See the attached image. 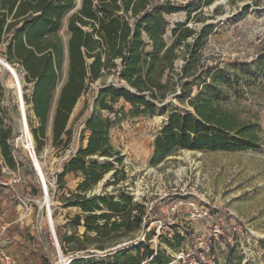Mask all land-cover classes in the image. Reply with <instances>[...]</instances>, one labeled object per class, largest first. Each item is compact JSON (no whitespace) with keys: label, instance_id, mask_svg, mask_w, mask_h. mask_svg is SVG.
Here are the masks:
<instances>
[{"label":"trees","instance_id":"trees-1","mask_svg":"<svg viewBox=\"0 0 264 264\" xmlns=\"http://www.w3.org/2000/svg\"><path fill=\"white\" fill-rule=\"evenodd\" d=\"M76 1L0 0V56L6 64L19 66L25 83L33 85L25 101L31 105L32 117L28 116L27 122L37 153L48 140L61 152L69 148L73 110L90 87L98 84L94 113L85 120L80 145L56 175L58 192L65 188L66 175L80 179L74 192L60 196L63 209H77L78 213L67 218L63 234L57 235L59 250L64 256L76 255L69 264H174L160 248L150 249L147 242L153 231L143 242L138 240L149 225L144 204L123 192H89L110 172L108 186H116L124 178L122 169L99 162L115 159L122 164L121 154L110 142L112 129L125 116L122 109L114 110L120 100L130 106L127 116L131 118L155 115L170 96L187 106L184 111L172 110L155 135L151 167L178 151L237 153L261 148L264 131L257 117L242 118L229 103L228 91L239 85V78L247 82L248 76L242 71L236 72L234 79L227 75L225 71L234 69L235 63L219 69L202 61L215 28L212 23L204 24L202 8L222 0L185 4L175 0H80V7L68 19V40L64 43L59 33ZM227 1L234 5L242 0ZM242 11L247 14L248 5ZM179 13H184L186 20L170 31L171 43L167 44L166 17ZM190 22L202 25L195 29L188 26ZM179 60L182 65L176 71ZM193 88L197 90L194 96ZM102 111L113 118L103 117ZM13 138L11 127L0 121V192L12 189L2 181V169L6 168L20 171L30 194L41 197V184L30 160L27 156L18 160L21 152ZM184 232L185 236L176 232L171 241L166 240L170 249L182 242L191 245L193 231L186 228ZM47 241L53 248L50 235ZM200 252L194 250L192 256L201 264ZM204 253L213 254L212 247Z\"/></svg>","mask_w":264,"mask_h":264},{"label":"rangeland","instance_id":"rangeland-1","mask_svg":"<svg viewBox=\"0 0 264 264\" xmlns=\"http://www.w3.org/2000/svg\"><path fill=\"white\" fill-rule=\"evenodd\" d=\"M175 1L185 4L191 0ZM245 5H248L249 11L244 15L242 7ZM217 6L221 8L215 12ZM79 7L80 0H77L75 9L63 20L59 35L64 43L68 40V19ZM202 14L204 24L212 23L215 26L202 53L203 63L217 65L219 69H223L225 64L235 63L236 67L225 71L226 74L232 79L238 71L248 76L247 82L239 78V85L228 91L229 103L241 112L242 118H252L255 115L264 131V0H242L234 5L222 0L202 8ZM166 20L168 29L164 39L170 44V31L177 23H184L186 18L184 13H179L167 16ZM201 25L188 23L189 27L195 29H199ZM3 62L0 56V121L12 129L13 144L21 152L18 160L22 161V156L29 158L41 184L40 174L35 166L37 162L47 188V200L44 194L41 197L33 196L20 171L4 168L5 180L2 181L12 189L9 188L5 193L8 203L5 211L0 213V226L6 227L5 234L8 237L11 238V234L21 237L22 245L19 247L26 251L27 259L19 262L11 254L8 255L15 264H27L30 260L34 262L33 256L41 252V246L45 248L41 259L43 264H68L72 255H62L52 240L53 248L50 249L47 235L51 236L52 226L58 243L57 235L63 234L67 218L78 213L77 209H63L60 196L62 193L66 195L74 192L80 179L72 174L66 175L65 188L58 192L56 175L61 173L63 165L80 145L85 120L94 113L92 103L94 89L98 84L90 87L73 110L69 148L61 152L53 148L48 140L45 147L37 153L27 122V117H32L31 105L25 101L31 96L33 85L25 83L19 66L7 64L17 75L21 88L18 89ZM181 65L182 61H177L176 71H179ZM64 79L65 76L60 80L57 91ZM196 92V88H193V96ZM21 102L25 105V117ZM119 109L124 111L125 116L112 129L110 142L121 154L122 164L118 165L115 159L99 162L122 169L124 178L121 180L122 176L118 175L121 181L116 186H108V182H112L113 172H110L89 195H116L123 192L131 195L135 202L144 204L148 208L149 225L139 234L138 240L143 242L144 236L153 231L154 235L147 242L150 249L160 248L173 259L174 264H200L192 256L194 250L201 251V264H264V142L257 151H178L160 165L151 167L149 160L155 135L172 110L184 111L187 106L170 96L159 105V110L153 116H127L130 106L122 100L114 105V110ZM100 115L109 116L106 111L100 112ZM109 117L113 118V115ZM33 125L35 126L34 122ZM28 133L32 138L31 146L28 144ZM84 136L83 146L88 133ZM23 185L25 193H22ZM18 198L27 203L26 208ZM18 220L22 225L17 223ZM186 228L193 231L191 245L182 242L176 249H170L166 240L171 241L176 232L185 236ZM78 232L81 234L83 229L80 228ZM32 235L37 236L36 241L32 240ZM1 239L2 237L0 249L5 251ZM211 247L213 254L207 256L204 252H208ZM29 256H32L30 260ZM32 264H37V261Z\"/></svg>","mask_w":264,"mask_h":264},{"label":"crops","instance_id":"crops-1","mask_svg":"<svg viewBox=\"0 0 264 264\" xmlns=\"http://www.w3.org/2000/svg\"><path fill=\"white\" fill-rule=\"evenodd\" d=\"M86 133H88V132H86ZM5 193H6V191L0 192V213H3L5 211V209H6L5 207L7 206V203H8V197L6 196ZM18 221H17V223H21L20 221L19 222ZM21 225H22V223H21ZM11 236H12L11 238L8 237L6 234L4 236H2V239H1V240H3L2 245L5 249V252L11 254L12 257L17 259L19 262L20 261L22 262L24 259H27V257H26V251H24L23 248L19 247V245H22V242H20L21 237L17 234H11ZM31 237H32L33 241L37 240L36 235H34V236L32 235ZM37 245H39V244H37ZM40 251L41 252L38 253L37 256H33V259H32L34 262L37 261V264L38 263L40 264L41 259L43 257V253L45 251V248L40 246ZM28 258L30 260V258H32V256H29ZM34 262H31V260H30V262L27 264H32ZM41 264H43V262H41Z\"/></svg>","mask_w":264,"mask_h":264},{"label":"built area","instance_id":"built-area-1","mask_svg":"<svg viewBox=\"0 0 264 264\" xmlns=\"http://www.w3.org/2000/svg\"><path fill=\"white\" fill-rule=\"evenodd\" d=\"M2 170H3V172L5 171L4 168ZM40 180H41V185H42V191H43V194H44V198H45V200H47V188H46L45 183H44V181H43L41 176H40ZM19 201H20L21 205L26 208L27 203L25 201L21 200V199H19ZM170 210L173 211V208H170ZM48 217H49V220H50L51 219L50 218V213H48ZM0 221H1V216H0ZM5 231H6V227L5 226H0V238L5 233ZM51 240L58 247V243H57L56 237L54 235V231L52 229V226H51ZM0 263L1 264H15L14 260L12 259V257H10L7 252H5L4 250H1V249H0Z\"/></svg>","mask_w":264,"mask_h":264},{"label":"bare ground","instance_id":"bare-ground-1","mask_svg":"<svg viewBox=\"0 0 264 264\" xmlns=\"http://www.w3.org/2000/svg\"><path fill=\"white\" fill-rule=\"evenodd\" d=\"M3 64L5 65V66H7V68H8V72H9V74H10V76H11V78L13 79V82H14V84H15V86L16 87H18V89H21L20 87H19V82H18V78H17V75H16V73H15V71L11 68V67H9L7 64H5L4 62H3ZM6 68V67H5ZM18 91V90H17ZM25 105L23 104V102H21V109H22V111H23V115H24V117H25V114H24V107ZM25 119V118H24ZM23 119V125H24V120ZM25 126V125H24ZM28 144L31 146L32 145V138H31V136H30V134L28 133ZM35 166H36V169H37V171H38V173L40 174V176L42 177V179H43V175L41 174V170H40V167H39V165H38V163L36 162L35 163ZM43 181H44V179H43ZM50 221V225H52V223H51V219L49 220Z\"/></svg>","mask_w":264,"mask_h":264},{"label":"water","instance_id":"water-1","mask_svg":"<svg viewBox=\"0 0 264 264\" xmlns=\"http://www.w3.org/2000/svg\"><path fill=\"white\" fill-rule=\"evenodd\" d=\"M7 68V67H6ZM8 69V68H7ZM76 257V255L72 256L71 258H69L68 260V264Z\"/></svg>","mask_w":264,"mask_h":264}]
</instances>
